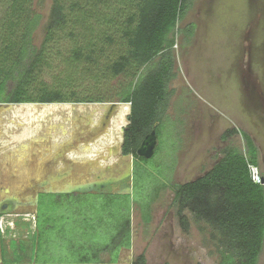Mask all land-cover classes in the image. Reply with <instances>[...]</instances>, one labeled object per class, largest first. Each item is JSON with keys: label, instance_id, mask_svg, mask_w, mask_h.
Wrapping results in <instances>:
<instances>
[{"label": "rangeland", "instance_id": "374dc122", "mask_svg": "<svg viewBox=\"0 0 264 264\" xmlns=\"http://www.w3.org/2000/svg\"><path fill=\"white\" fill-rule=\"evenodd\" d=\"M58 1L68 20L53 34V40L47 42L46 24L55 0H29L24 5L25 13L41 16L31 41L44 51V58L40 70L33 74L36 81L32 85L75 86L80 94L96 89L105 98L116 101V93L129 82V75L114 76L108 71V65L126 50L120 26L126 14L124 2ZM11 4L12 0H0L1 38ZM83 13L85 24H74L73 19ZM188 23H197L196 30L189 42L182 34L176 36L174 77L169 84L165 127L156 139L155 157L147 166L149 171L161 173L159 179L163 186L151 195L150 186H146L147 191L134 184L130 211L128 198L108 195H76L57 202L52 200L49 215L53 227L46 231V244L39 246L38 258L36 254L32 257L33 262L37 258L36 264L78 261L116 264L109 260L120 233L123 236L125 232V207L126 214L130 215V248L119 253L117 264H128L141 254L146 264H218L216 235L187 211L184 212L187 225L182 226L172 204L171 185L194 181L208 171L210 166L200 170L202 161L198 155L206 156L210 152L214 157L219 154L213 151L217 145L243 151L239 132L227 138L224 137L226 129L249 134L264 158V0H196L177 26L182 28ZM15 24L14 35L18 40L23 23ZM248 35L253 42L247 40ZM76 47L82 51L77 62L71 59V51ZM89 54L90 58H86ZM9 105L0 111V197L17 196L31 184V178L40 179L45 170L66 169L67 164L61 161L54 160L55 163L47 165L54 149L57 148L56 153L61 151L66 142L71 145L65 150L95 152L92 167L97 169L119 161L132 163V156H119L123 131L119 130L117 121L122 106L127 104L117 106L96 142L89 145L85 142L84 146H78L82 139L72 142L79 138L74 130H82L85 120L96 123L106 104ZM50 106L55 108L49 109ZM122 120L126 126L127 118ZM20 147L27 150L19 151ZM85 171L89 170L80 172ZM147 193L153 197L148 202L145 222L138 202ZM27 214L1 216L0 264H31V250L35 245L32 240L25 241L33 229L26 220ZM29 218L33 223L32 215ZM22 242L28 250L26 255L19 250ZM258 264H264V246Z\"/></svg>", "mask_w": 264, "mask_h": 264}, {"label": "trees", "instance_id": "16d2710c", "mask_svg": "<svg viewBox=\"0 0 264 264\" xmlns=\"http://www.w3.org/2000/svg\"><path fill=\"white\" fill-rule=\"evenodd\" d=\"M126 14L121 29V37L125 40L126 50L119 53L108 65V71L118 76L129 75V82L116 93L117 100L105 98L96 89L79 93L77 87L64 85L34 86L35 70L39 71L43 62V50L32 44L31 35L39 24L41 16L25 13L24 5L29 0H12L10 12L2 27L4 37H0V103L5 104H95L118 103L122 106L119 115V130L125 126L122 118L127 117V125L123 128L121 153L132 156L135 171V185L146 189L150 186L152 194L163 186L161 173L149 171V166L156 154L157 147L150 159L137 156L144 137L151 131L156 138L162 135L165 127V111L167 109L170 89L169 84L174 77L173 48L176 36L182 34L189 42L195 33L194 23L179 28L177 24L191 9L196 0H122ZM86 15L76 16L73 23L83 26ZM68 14L63 5L55 0L48 23L46 24V42L53 40L55 32L67 22ZM15 19V21H13ZM21 20V22H20ZM23 25L21 37L15 40L14 28ZM121 38V39H122ZM110 40V38L108 39ZM15 52V54L13 53ZM81 48L71 51V59L77 62L82 56ZM90 58V54L86 56ZM89 88V87H88ZM67 89V90H66ZM54 109L50 106L49 109ZM129 113V114H128ZM236 130L227 131L224 137L231 136ZM244 149L227 147L222 151L220 160L204 175L185 184H173V207L180 223L187 225L184 212H189L196 221L207 224L216 235L218 264H258L264 246V185L254 184L250 178L248 165L259 167L258 149L252 138L242 133ZM31 144L28 141V145ZM27 145V146H28ZM19 151L27 150L20 147ZM111 149V148H110ZM113 149V148H112ZM263 176V174L261 173ZM148 191V190H147ZM9 192V191H8ZM148 193L143 196L142 205L144 221H148V202L153 197ZM57 197H64L60 195ZM128 198L130 196H109ZM127 225L119 241L111 249L115 263L120 248H130L129 216L126 213ZM26 220L32 226L29 215ZM39 231V240H42ZM27 238L25 241H29ZM122 240V241H121ZM19 250L27 254L25 243ZM39 248V247H38ZM31 250V259L39 249ZM102 252V250H101ZM108 252V251H107ZM79 263H88L78 261ZM131 264H146L143 254L137 256Z\"/></svg>", "mask_w": 264, "mask_h": 264}, {"label": "flooded vegetation", "instance_id": "af4514ba", "mask_svg": "<svg viewBox=\"0 0 264 264\" xmlns=\"http://www.w3.org/2000/svg\"><path fill=\"white\" fill-rule=\"evenodd\" d=\"M196 24L197 23H194L195 30H196ZM247 40L252 41L251 40V35H248ZM95 104H100V105L106 104V107L103 109L102 115H101V117L99 118V120L96 123L91 124V122L89 120H85V123H83V125L81 126L82 130H78V131L76 129L74 130V133L76 134V136L78 135L79 138L78 139H74L72 142H78L80 139H82V142H80L78 144V146H84L85 142H86V145L93 144V142H96V139L102 133V130L104 129V127L109 122V119H110L111 114L113 112V109L110 108V105L112 103H95ZM227 131H230V130L226 129L225 133ZM238 132H239L240 136L242 137V133L243 132L237 131L236 133H238ZM229 137H231V136H227V138H229ZM252 140L254 142V145L257 147V144H256L255 140L253 138H252ZM220 142L223 143L224 140L222 139ZM243 144H244V141H243ZM62 145H64V147H63V149L61 151H76V150H65L67 148V146L71 145V142H68V143L66 142V143H64ZM215 148L216 149L213 150V151H219V154L215 155L214 157H212L210 152H208L206 154V156L205 155H203V156L202 155H198V156H200L199 158L202 161V163H201L202 165L200 167V170L204 171L208 166H210V169H211L220 160V158L222 156V151H224V149H226L227 147L226 148L225 147L220 148L217 145ZM257 149H258V162H259V167L258 168H259L260 173L263 174L262 177L264 178V168H263L264 167V158H263V156L261 154V151L259 150L258 147H257ZM56 150H57V148L54 149V151H56ZM81 150H84V149H81ZM113 151H117V148H114ZM119 151H120L119 156L121 158H124L125 156L121 153V146L119 148ZM55 154H56V152H55ZM52 157H54V156H51V158ZM202 157H204V158H202ZM51 158L47 162V165H49V164L52 165L54 163L53 162L54 158H53V160H51ZM68 165L71 167L70 164H68ZM124 165H125L124 161H119V162H116V163H112L110 165H103L102 167H99L100 169H97L95 167H91L89 169V171H85L86 173H84V174L83 173L81 174V172H76L74 170L73 171H69L68 168L62 169V171H55V170L48 171V170H50V169H48V170H45L47 172H44L40 179H38L37 177L34 178V179L31 178L30 179L31 184L26 186L22 190V192L17 193V196H15L16 198H18V200L20 202H22L24 204V205L19 206L16 209L15 213H18V215H25L26 213H28L29 215H32L33 221H34L33 222L34 223V227H33L32 231H31V235H30L29 239H30V241L31 240L33 241V245H35L34 246L35 249L37 250V248L40 245L43 246V245L46 244V231L53 227V225L51 223V220H50V215H49V210H50L51 206L53 205L52 204L53 203L52 200H55L57 202V200L62 199V198H67L69 196H76V195L78 196V194H73V195H64V197L60 198V197H57V196H60L58 194L46 193V191L50 187L52 189L56 190V189H63L67 184H78V183H82V182L92 181L96 177L100 176L101 173H105L106 175H109L112 171H117V170L123 171L124 170ZM50 166H48L47 168H50ZM206 172L207 171H205L203 173V175ZM87 173H88V175L86 177L82 176V175H85ZM78 174H80V175H78ZM116 174L117 173L114 172V175H116ZM47 182H48L49 186H41L42 184L47 183ZM134 183H135V171H134V163H133V158H132V191H133ZM11 196L12 195H10V196H7V195L1 196L0 200H2L4 198H9ZM35 197L37 199L35 204H32V205L25 204V203H28L29 201H32ZM0 218H1V216H0ZM39 231L43 232L42 233L41 243L38 242V240H39ZM123 250L126 251V250H129V249L128 248H120L119 252H118V255H117V258L119 256V253L121 251H123ZM49 251H50V249H48L47 252H49ZM35 259H36L35 262H33V259H31L30 263L31 264H36L37 263V258L35 257ZM134 259H130L128 264H131ZM118 262L119 261L117 259L115 263L117 264ZM46 264H48V263H46ZM68 264H88V263L72 262V263H68ZM164 264H168V263H164Z\"/></svg>", "mask_w": 264, "mask_h": 264}, {"label": "water", "instance_id": "95a60500", "mask_svg": "<svg viewBox=\"0 0 264 264\" xmlns=\"http://www.w3.org/2000/svg\"><path fill=\"white\" fill-rule=\"evenodd\" d=\"M9 104L0 103V111L5 110L9 107ZM119 106L118 103H112L110 108L115 110ZM112 116V114H111ZM123 131V128H122ZM156 135L154 131L147 134L142 140L139 148L136 151L137 156L150 159L155 151L156 147ZM113 172V171H112ZM106 175L101 173L100 176L96 177L92 181L82 182L78 184H67L63 189H52L51 187L46 191V193H54L58 195H108V196H130L132 193V163H125L124 170L115 171L117 174L113 173ZM62 177V176H61ZM59 180V179H58ZM262 185H264V178H262ZM41 186H49L48 182L42 184ZM37 201L36 197L25 204H35ZM24 205L15 196L9 198H4L0 200V216L15 214L16 209Z\"/></svg>", "mask_w": 264, "mask_h": 264}, {"label": "crops", "instance_id": "0c3cea01", "mask_svg": "<svg viewBox=\"0 0 264 264\" xmlns=\"http://www.w3.org/2000/svg\"><path fill=\"white\" fill-rule=\"evenodd\" d=\"M53 155H55V162L57 163L61 161L63 164L66 163L68 170L82 172L84 169H90L95 162V152L91 151H59L55 154L53 151ZM37 153H32V155H36ZM116 155V154H114ZM72 156V157H71ZM54 162V163H55ZM70 164L71 167L68 165ZM111 164V163H110ZM69 166V167H68ZM64 169V167L62 168Z\"/></svg>", "mask_w": 264, "mask_h": 264}, {"label": "built area", "instance_id": "2783aa9c", "mask_svg": "<svg viewBox=\"0 0 264 264\" xmlns=\"http://www.w3.org/2000/svg\"><path fill=\"white\" fill-rule=\"evenodd\" d=\"M249 175L254 184H261L262 176L260 174L259 168L255 165H248Z\"/></svg>", "mask_w": 264, "mask_h": 264}, {"label": "clouds", "instance_id": "9594fccd", "mask_svg": "<svg viewBox=\"0 0 264 264\" xmlns=\"http://www.w3.org/2000/svg\"><path fill=\"white\" fill-rule=\"evenodd\" d=\"M120 105V104H119ZM121 105H123V104H121ZM128 106V105H127ZM129 114V113H128ZM127 118V117H126ZM262 176V175H261ZM263 178V177H262ZM262 185V184H261ZM33 225V227H34V223L32 224Z\"/></svg>", "mask_w": 264, "mask_h": 264}]
</instances>
